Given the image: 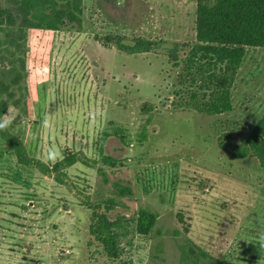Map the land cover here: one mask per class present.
Returning a JSON list of instances; mask_svg holds the SVG:
<instances>
[{
    "label": "rangeland",
    "instance_id": "obj_1",
    "mask_svg": "<svg viewBox=\"0 0 264 264\" xmlns=\"http://www.w3.org/2000/svg\"><path fill=\"white\" fill-rule=\"evenodd\" d=\"M112 1L86 0L75 29L0 37L7 79V64L28 68L15 90L34 99L29 157L49 167L77 157L64 172L45 174L19 165L0 137V264H264L263 173L256 159L245 164L219 145L264 114V50L248 52L231 113L183 111L172 103L180 83L169 54L187 53L196 0H126L139 6L132 14L114 12ZM107 36L158 47L131 54ZM52 145L62 155L55 163L45 159ZM111 200L109 210L95 209ZM143 209L157 217L148 235L136 230ZM96 211L117 231L120 259L91 236Z\"/></svg>",
    "mask_w": 264,
    "mask_h": 264
},
{
    "label": "trees",
    "instance_id": "obj_2",
    "mask_svg": "<svg viewBox=\"0 0 264 264\" xmlns=\"http://www.w3.org/2000/svg\"><path fill=\"white\" fill-rule=\"evenodd\" d=\"M92 2L93 20L103 27L104 15L95 1ZM85 10L86 0H0V37L12 39L16 32L38 35L75 29L81 27ZM194 25V38L187 53L181 57L174 49L169 54L174 68L179 71L180 83L175 92L177 99L172 103L180 110H195L208 116L229 114L233 111L232 87L248 52L264 50V0H196ZM111 38L105 39L131 54L149 53L158 47L156 42L142 38L134 39L132 46L124 45L123 38L113 37L116 41ZM21 62L19 68L16 61L7 64L8 79L0 71V117L7 112L8 105L12 106L15 116L9 128L0 131V137L11 146L19 165L38 167L45 174L62 173L77 162L75 155L65 156L52 167L28 155V116L34 99L29 92L17 96L15 86L26 79L28 71L24 61ZM219 140L220 147L233 149L235 159L245 164L256 159L264 176V114L237 139L225 134ZM121 190L124 195L125 191L130 194L125 187ZM112 203L113 200L100 203L95 209L106 206L109 210ZM156 222L154 213L141 210L136 228L138 234L148 235ZM90 234L109 258L120 259L118 233L105 214L94 213Z\"/></svg>",
    "mask_w": 264,
    "mask_h": 264
},
{
    "label": "clouds",
    "instance_id": "obj_3",
    "mask_svg": "<svg viewBox=\"0 0 264 264\" xmlns=\"http://www.w3.org/2000/svg\"><path fill=\"white\" fill-rule=\"evenodd\" d=\"M118 3H119V0H118ZM14 119H15V116L13 115V108L11 105H8L7 112L3 114L2 117H0V131L7 130L9 126L12 124ZM93 122H94V116H93ZM42 127L44 128L51 127V121L49 120L47 116H45L42 121ZM61 158H62L61 152L55 145H52L51 147H49L45 153V159L52 163H55L57 160ZM259 240H260L261 247H264V235H261Z\"/></svg>",
    "mask_w": 264,
    "mask_h": 264
},
{
    "label": "flooded vegetation",
    "instance_id": "obj_4",
    "mask_svg": "<svg viewBox=\"0 0 264 264\" xmlns=\"http://www.w3.org/2000/svg\"><path fill=\"white\" fill-rule=\"evenodd\" d=\"M112 4H113V8L115 10L114 12H117V13L125 12L130 7V5H127V1L126 0H119V3H118V0H113ZM137 8L139 9L138 5L132 6L131 8H129V13L132 14L133 10H135V12L137 13L138 12Z\"/></svg>",
    "mask_w": 264,
    "mask_h": 264
}]
</instances>
